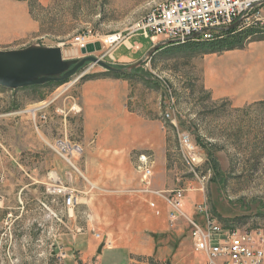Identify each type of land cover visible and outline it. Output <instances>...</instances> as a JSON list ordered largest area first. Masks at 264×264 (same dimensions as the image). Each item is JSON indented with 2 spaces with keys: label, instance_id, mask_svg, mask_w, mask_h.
I'll use <instances>...</instances> for the list:
<instances>
[{
  "label": "rangeland",
  "instance_id": "rangeland-1",
  "mask_svg": "<svg viewBox=\"0 0 264 264\" xmlns=\"http://www.w3.org/2000/svg\"><path fill=\"white\" fill-rule=\"evenodd\" d=\"M165 1L0 0V51L59 46L65 58H82L72 42L76 35L87 34L90 40L100 41L104 35L127 32L139 17ZM250 27L255 33L233 49H245L250 41L264 40V25L235 28ZM222 33H216L215 39ZM130 41L142 43L137 55L151 47L150 40L141 35ZM204 43L209 41L163 45L126 73L137 83L139 102L135 107L148 111L162 126L152 127L150 132L155 151L151 148L131 153L130 190L140 182L137 156L148 154L155 160L153 189H157L155 185L164 191L181 189L192 211L205 201L224 228H264V100L234 107L228 99H211L202 85V60L204 54L212 53ZM250 48L249 52L254 50ZM106 50L102 45L93 55L113 66H127L100 57ZM224 50L228 49L215 53L220 56ZM114 55L131 52L121 45ZM102 73L113 72L88 61L61 81L21 88L0 86V264H98L97 245L130 242L120 222L129 212L130 218L133 211L135 215L140 212L133 206L143 201L136 194L119 193L111 185L93 187L58 151L64 143V154L80 168L79 161L72 157V153L78 154L72 151L78 126L63 129L64 111L52 108V96L59 92L75 96L81 81ZM35 107L44 109L35 112ZM53 110L57 115L49 120ZM181 133L196 146L201 159L197 165L186 161L179 145ZM159 144L163 145L164 163L157 159ZM60 161L65 169L60 178L76 194V204L69 211L61 197L47 190L52 179H57L51 171ZM171 182L172 187L167 189ZM129 200L130 211L126 208ZM169 213V230L153 238V254L134 258L142 264H205L204 256L193 247L186 220L171 222Z\"/></svg>",
  "mask_w": 264,
  "mask_h": 264
},
{
  "label": "crops",
  "instance_id": "crops-1",
  "mask_svg": "<svg viewBox=\"0 0 264 264\" xmlns=\"http://www.w3.org/2000/svg\"><path fill=\"white\" fill-rule=\"evenodd\" d=\"M164 40L165 38L161 36L156 42L150 40L151 46ZM129 43L130 39L121 45L128 49ZM121 45L112 51V62L118 66L130 65L146 53L137 55L143 49L141 43L142 47L138 52L134 53L128 49L131 55L115 57L114 52ZM250 46L254 48L251 52ZM202 85L209 90L211 99H228L234 107L264 100V40L250 41L245 49L224 50L220 56L215 52L204 54ZM136 86L137 83L129 76L102 73L81 81L75 96L71 94L62 96L60 92L52 96V108L56 112L64 111L63 129H70L72 124L78 126V135L73 144L80 146L82 150L78 154L72 153V157L79 161L81 169L73 164L83 178L89 184H93V187L111 185L117 188L119 193L136 194L144 202L137 204L138 207L133 206L140 212L135 215L133 211L131 218L129 212L127 219L120 222L126 228L127 241L132 244L103 243L101 252L97 254L98 264L141 263L134 255L151 256L155 250L153 238L169 230L167 201L154 193L142 192L141 182L136 181L130 190V163L133 162L130 155L140 149L154 150L155 145L150 142V132L152 127L157 129L161 126V122L151 118L148 111L145 113L135 107L139 102ZM35 108V112L44 109ZM55 110L49 120L56 117ZM157 151L158 161L164 163V159H161L163 145L159 144ZM57 163L58 166L51 172H55L57 178L64 184L60 178V174L65 170L64 165L61 161ZM136 174L137 172L134 173L135 178ZM171 183L167 189L172 187ZM155 188L165 190L156 185ZM126 208L130 211V200ZM182 208L187 215L197 217L195 210L192 211L186 204V200H183ZM99 245L95 247L96 250Z\"/></svg>",
  "mask_w": 264,
  "mask_h": 264
},
{
  "label": "built area",
  "instance_id": "built-area-1",
  "mask_svg": "<svg viewBox=\"0 0 264 264\" xmlns=\"http://www.w3.org/2000/svg\"><path fill=\"white\" fill-rule=\"evenodd\" d=\"M235 21H239L236 26H242L244 23H264V0H173L154 10L127 33L104 35L99 42L106 46L107 50L100 57H107L112 61L113 49L135 35L156 42L159 36L176 39L192 37V35L216 34L222 33L221 28ZM88 37L87 34H78L72 39L77 52L88 43L96 41ZM141 47L138 41L127 44V48L134 53ZM180 147L190 151L195 165L200 162L196 146L184 133H181ZM63 149L64 143H61L58 151L75 168L71 157L64 154ZM81 150L78 145L72 148L75 153H80ZM153 166L154 159L151 155L141 153L137 156L136 170L140 174L141 191L162 196L167 201L170 206L171 222L179 218L186 220L193 247L204 256L205 264H264V228H224L210 217L202 202L194 207L200 219L187 215L182 208L184 197L181 189L164 191L152 188ZM47 190L61 197L62 205L68 211L74 208L76 204L74 188L64 185L57 178L52 179Z\"/></svg>",
  "mask_w": 264,
  "mask_h": 264
},
{
  "label": "water",
  "instance_id": "water-1",
  "mask_svg": "<svg viewBox=\"0 0 264 264\" xmlns=\"http://www.w3.org/2000/svg\"><path fill=\"white\" fill-rule=\"evenodd\" d=\"M239 21L221 28L223 31L236 27ZM174 40H164L152 45L138 61L125 67L110 65L93 53L100 51L99 41L88 43L80 52L82 58H65L59 46H32L20 50L0 51V86L21 88L64 80L82 68L86 62L97 63L104 69L116 73H130L133 68L149 59L161 46L175 44ZM103 243L97 249L101 252Z\"/></svg>",
  "mask_w": 264,
  "mask_h": 264
},
{
  "label": "trees",
  "instance_id": "trees-1",
  "mask_svg": "<svg viewBox=\"0 0 264 264\" xmlns=\"http://www.w3.org/2000/svg\"><path fill=\"white\" fill-rule=\"evenodd\" d=\"M253 29L254 28H252V27L246 28V29H241V30H237L236 28H234L231 30L223 31L220 38L215 39V37H216V35H215V37L212 39L204 40V41H209V43H204L203 46L206 49H208V51H211V52L220 51L222 49H233L235 47H240V46H242V40L243 39L250 38V36L255 33V30H253ZM210 40H213V41H210ZM237 45H239V46H237ZM171 46H174V45H171ZM164 48H166V47H164ZM112 74H114L116 76L128 75L126 73H116V72H113Z\"/></svg>",
  "mask_w": 264,
  "mask_h": 264
},
{
  "label": "bare ground",
  "instance_id": "bare-ground-1",
  "mask_svg": "<svg viewBox=\"0 0 264 264\" xmlns=\"http://www.w3.org/2000/svg\"><path fill=\"white\" fill-rule=\"evenodd\" d=\"M173 0H167L165 2H162V3H159L157 5H155L154 7H152L148 12H146L144 15H142L141 17H139L128 29H127V32L129 29H131L132 27L136 26L137 23L141 22L142 19H145L148 17V15L150 13H153L154 10H157V8H159L160 6L162 5H166V4H169V2H171ZM255 24H258L260 26H263L264 23H244L242 24V26H252V25H255ZM125 32V31H124ZM123 31L121 32H114L113 34H124ZM125 32V33H127ZM109 35V34H108ZM216 34H202V35H192V37H179V38H176V39H165V40H174L176 43H179V44H182V43H185L189 40H209V39H212L215 37ZM74 39V38H73ZM166 117H168V115L166 114ZM180 141H181V134L179 135V145H180ZM181 149L183 150L184 152V156L186 158V161L190 164V165H195V160L194 159H191V154H190V151H188V149H186L185 147H181ZM56 180V179H55ZM203 205H205V210L207 211V213L210 215L211 218H213V220L216 222V224L220 225L219 222L215 219V217L209 212V209H208V206L207 204L205 203V201L202 202ZM221 226V225H220Z\"/></svg>",
  "mask_w": 264,
  "mask_h": 264
}]
</instances>
